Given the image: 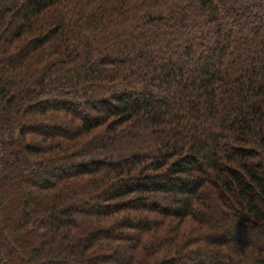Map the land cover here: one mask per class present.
<instances>
[{
  "label": "trees",
  "instance_id": "trees-1",
  "mask_svg": "<svg viewBox=\"0 0 264 264\" xmlns=\"http://www.w3.org/2000/svg\"><path fill=\"white\" fill-rule=\"evenodd\" d=\"M0 264H264V0H0Z\"/></svg>",
  "mask_w": 264,
  "mask_h": 264
}]
</instances>
